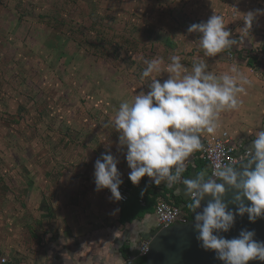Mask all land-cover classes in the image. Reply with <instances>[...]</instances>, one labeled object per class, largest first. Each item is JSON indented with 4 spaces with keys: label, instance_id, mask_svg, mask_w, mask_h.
<instances>
[{
    "label": "rangeland",
    "instance_id": "1",
    "mask_svg": "<svg viewBox=\"0 0 264 264\" xmlns=\"http://www.w3.org/2000/svg\"><path fill=\"white\" fill-rule=\"evenodd\" d=\"M257 10L245 29V14ZM214 13L237 44L207 57L188 29ZM173 55L189 71L201 60L218 76L236 66L251 84L218 128L256 133L264 123V0H0V244L36 251L48 225L84 227L101 216L105 190L78 185L76 170L110 152L129 175L116 112L153 79L169 78L144 77L146 61L166 68Z\"/></svg>",
    "mask_w": 264,
    "mask_h": 264
},
{
    "label": "clouds",
    "instance_id": "2",
    "mask_svg": "<svg viewBox=\"0 0 264 264\" xmlns=\"http://www.w3.org/2000/svg\"><path fill=\"white\" fill-rule=\"evenodd\" d=\"M261 11L245 14V29L252 28ZM188 32L200 34L199 47L207 57H215L237 44L225 26L224 17L216 13L207 22L191 25ZM169 59L166 68H162V59L146 61L144 77L166 71L169 78L163 83L153 79L150 91H141L131 101L121 102L115 115V129L120 134L121 145L127 148L126 160L131 169L128 178L133 185H139L145 176L157 186L162 181L168 186L180 181L185 161L203 147L200 134L215 133L220 114L238 109L242 104L240 96L246 94L245 85L251 84L236 66L230 73L218 76L208 70L203 60L194 63L189 71L180 56L173 55ZM247 156L242 172L232 166H218L207 178L201 173L194 179L182 181L192 201L190 208L195 213L197 240L205 251L215 252L216 259L223 264L264 261V242L254 239V231L241 230L239 236L232 239L219 235L231 230L237 215L247 214L252 223L264 218V131L255 134ZM118 163L109 152L94 166L96 191L109 189L114 202L124 199L119 190L123 179ZM225 184L236 190L231 201L236 205L235 211L229 210L224 202ZM206 195L213 199L198 212ZM245 199L251 203L246 204ZM118 212L116 209L113 214ZM0 264L4 261L0 260Z\"/></svg>",
    "mask_w": 264,
    "mask_h": 264
},
{
    "label": "crops",
    "instance_id": "3",
    "mask_svg": "<svg viewBox=\"0 0 264 264\" xmlns=\"http://www.w3.org/2000/svg\"><path fill=\"white\" fill-rule=\"evenodd\" d=\"M223 130L229 131L236 141L242 142L247 147H252L254 141L252 137L258 131H264V123L256 133H252L250 136L233 132L231 127L223 126L217 128L216 132ZM94 166L95 164L89 163L85 167L77 168L76 172L80 174L77 177L75 175L74 180H77L78 185H88L91 181L95 183ZM201 173L206 178L210 176L206 167L197 166L194 163L192 155L191 161L189 159L185 161L181 180L172 186H168L165 181L157 186L147 176L141 180L139 185H129L131 197L124 206L119 202L112 201L110 199L111 192L107 193L103 190L104 199L102 198L100 201L104 208L100 217L93 215L84 227L75 225V223L59 226L48 225V235H45L41 243L36 245L37 252L30 247L22 248L18 243L0 244V259L6 256L12 264H118L131 257L133 264H136L140 246L147 241L145 235L157 228L154 213L155 200L148 192L155 191L170 201H173V197H179L187 203L191 199L186 194L182 181L194 179ZM128 176L126 179L130 180ZM68 180L67 175L61 176L63 195H67ZM142 191H144L143 195L140 193ZM143 196H145L144 206L139 202ZM93 198L95 197L93 196ZM184 206L185 204L180 206L183 211ZM116 209H119V212L113 214Z\"/></svg>",
    "mask_w": 264,
    "mask_h": 264
},
{
    "label": "water",
    "instance_id": "4",
    "mask_svg": "<svg viewBox=\"0 0 264 264\" xmlns=\"http://www.w3.org/2000/svg\"><path fill=\"white\" fill-rule=\"evenodd\" d=\"M247 160L238 163L234 168L242 172ZM255 165H253V169ZM223 184L224 181L217 180ZM227 193L224 197V202L228 204L229 210L235 211L236 205L231 201L236 193L235 189L230 188L225 184ZM213 198L206 195L201 202V208L198 212L206 207L208 202ZM246 204L250 201L245 199ZM195 217V216H194ZM195 219L188 220L186 223H178L165 228H156L147 235L145 239L149 242V249L145 255V264H223L222 261L216 259V254L213 251H205L200 242L197 240V231L194 227ZM250 230L255 232L257 241L264 242V218H258L255 223L250 222L248 215L236 216L235 224L227 233H219L227 239L236 238L241 230ZM249 264H264V261L253 260Z\"/></svg>",
    "mask_w": 264,
    "mask_h": 264
},
{
    "label": "built area",
    "instance_id": "5",
    "mask_svg": "<svg viewBox=\"0 0 264 264\" xmlns=\"http://www.w3.org/2000/svg\"><path fill=\"white\" fill-rule=\"evenodd\" d=\"M230 58L231 53H228ZM255 139V135L252 137ZM203 145L202 149L197 153H193V159H200L204 167L209 171V175L218 170L219 167L224 166H236L238 163L247 160L248 149L242 142L236 141L229 131L223 130L209 134L205 138L201 139ZM123 184L120 186V192L124 199L119 201L120 204L126 203L131 197V189L126 183V178L123 177ZM107 193H110L109 189H104ZM142 206L145 205V197H141L139 200ZM154 213L157 228H165L178 223H186L189 218L183 210L175 205L173 202L167 200L164 197H157L156 204L154 205ZM149 249V242H144L139 249V256H143ZM4 264H12L8 258L1 257ZM118 264H133V259L129 257L126 261Z\"/></svg>",
    "mask_w": 264,
    "mask_h": 264
},
{
    "label": "trees",
    "instance_id": "6",
    "mask_svg": "<svg viewBox=\"0 0 264 264\" xmlns=\"http://www.w3.org/2000/svg\"><path fill=\"white\" fill-rule=\"evenodd\" d=\"M248 146H250V145H248ZM195 153H197L198 154V151H195ZM194 163L197 165V166H204V164H203V162L200 160V159H194ZM182 175H183V173H182ZM126 183L128 184V185H132L133 183L130 181V180H126ZM142 192H144V191H142ZM142 192H140V193H142ZM148 194H151V196H152V198H153V200H155V204H156V199H157V197L158 196H160V194H158V193H156L155 191H150V192H148ZM145 197V196H144ZM161 197H164V198H166L165 196H161ZM167 200H169L170 201V199H168V198H166ZM172 201V200H171ZM175 205H177L178 207H180L181 206V204H185V206L183 207L184 208V211L183 212H185L187 215H188V218H189V220H192V219H194V216H195V213L193 212V210L190 208V204L192 203V201L190 200V201H188L187 203L186 202H184L183 200H181L179 197H173V201H172ZM127 203V202H126ZM126 203H124L123 204V206L124 205H126ZM180 205V206H179ZM123 208V207H122ZM125 208H126V206H125ZM181 208V207H180ZM182 209V208H181ZM183 210V209H182ZM136 264H145V257L144 256H139L138 257V259H137V261H136Z\"/></svg>",
    "mask_w": 264,
    "mask_h": 264
}]
</instances>
